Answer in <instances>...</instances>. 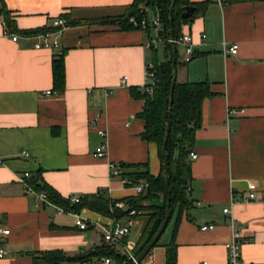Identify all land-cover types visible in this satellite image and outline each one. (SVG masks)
<instances>
[{
	"label": "crops",
	"instance_id": "crops-1",
	"mask_svg": "<svg viewBox=\"0 0 264 264\" xmlns=\"http://www.w3.org/2000/svg\"><path fill=\"white\" fill-rule=\"evenodd\" d=\"M188 1L206 5L180 25V33L192 38L194 56L185 63L182 48L175 47L176 81L206 82L213 95L202 102L190 150L197 154L195 160L189 158L191 207L174 212L168 238L140 264H167L165 251L171 243L173 264H225L230 217L239 232L241 264L264 263V0ZM132 3L0 0V226L8 230L0 264H33L32 255L50 252L75 259L61 264H91L97 257L78 260L110 246L97 226L80 230L73 215L59 214L57 205L37 207L34 195L17 182L18 175L31 173L69 201L72 195L99 192L112 200L137 197L147 182L139 181L141 192L128 180L124 183L123 172L136 171L127 165H145L153 177L161 173L157 146L141 137L145 123L138 115L144 102L131 92L146 84V63L162 64L170 51L164 40L158 49L146 50L149 33L114 24ZM1 10L12 23L10 33L19 37L16 41L5 35ZM58 18L74 23L56 36V49H35L39 39L23 37L34 34L24 32L52 28ZM223 45L238 46L236 54L225 55ZM60 52L64 91L45 95L53 91L51 62ZM99 146L105 159L94 156ZM109 164L118 168L119 177L111 176ZM250 192L257 195L251 203L246 202ZM146 203L162 205L163 197ZM227 206L232 212L226 215ZM78 212L89 222H111L84 208ZM145 219H135V226H141L138 237ZM205 225L214 227L200 230ZM133 230L124 240L132 251L138 239L131 238ZM122 245L111 247L123 254Z\"/></svg>",
	"mask_w": 264,
	"mask_h": 264
},
{
	"label": "trees",
	"instance_id": "trees-1",
	"mask_svg": "<svg viewBox=\"0 0 264 264\" xmlns=\"http://www.w3.org/2000/svg\"><path fill=\"white\" fill-rule=\"evenodd\" d=\"M133 0L132 6L127 8L125 14L118 19H121L120 27L123 29H132L127 24L128 17L142 16L141 8L148 9V12L155 7L159 10V18H161L160 36L163 39H176L180 33V25L189 22L195 13L199 11L206 4H193L188 0ZM194 7L193 12L188 19L181 18L187 7ZM172 10V11H171ZM3 22L6 23L7 30L10 32L12 25L7 13L1 10ZM145 15V14H144ZM147 15V14H146ZM112 21L115 22V19ZM74 22H68V26H72ZM47 28H43L46 30ZM137 29V28H134ZM43 30L24 32V34L39 33ZM166 48L170 51L169 43L165 41ZM173 48L177 50L173 45ZM64 52L53 55L52 66V81L53 91L60 94L64 91V66H63ZM154 63V70L158 83L153 88L151 93L142 92L141 90H134L135 97L143 100V111L138 117L145 123L144 132L141 134L142 139L147 143H155L157 151L159 152L161 173L157 177L149 175L145 165L126 166L133 168L135 172H123L122 177L130 182V185H137L140 180L147 182V188L135 198H125L122 200H112L105 198L99 193L92 195L80 196L78 204L71 206L69 201L61 199L49 186L38 183L37 177L32 176L29 180V185L37 192L46 194L47 199L51 203L57 205L66 211L77 212L80 209H87L91 212L101 214L105 217L114 218L116 220H123L127 217L129 210L138 212V216L146 217L143 228L137 239V243L132 253L135 257L139 252L150 242L153 235L156 233L159 225L166 215V207L169 205L172 215L175 211L182 213L184 210H189L191 207V199L189 195V186L191 182V166L189 162V153L194 144L195 130L201 123L202 102L204 99L213 95L209 90V84L206 82H175L173 88L172 99L166 102L169 98V90L171 81L173 79V69L171 67L170 59L162 64L157 61ZM177 62V60H176ZM178 64V62H177ZM176 64V65H177ZM170 125V131L165 145V152L167 155L168 169V183L164 177L163 166V144L165 141L166 124ZM163 197L162 205H146ZM123 202L125 208L118 210L114 208V204ZM136 216L135 219L138 217ZM168 228V225H167ZM166 228V229H167ZM125 240V239H124ZM123 240V242H124ZM158 242L155 244L158 245ZM125 243V242H124ZM154 246V247H155ZM175 246L173 243L166 246L165 255L167 257V264L175 262ZM97 259L110 258L111 264H132L125 253L120 254L111 245L103 248H97L92 254L80 258L78 261H86L91 258ZM33 264H61L65 261H73L75 259L63 258L56 253H44L32 255Z\"/></svg>",
	"mask_w": 264,
	"mask_h": 264
},
{
	"label": "built area",
	"instance_id": "built-area-1",
	"mask_svg": "<svg viewBox=\"0 0 264 264\" xmlns=\"http://www.w3.org/2000/svg\"><path fill=\"white\" fill-rule=\"evenodd\" d=\"M141 13H143L142 16L139 17H128L127 18V24L130 27L137 28L138 30L146 33H149V37L144 43L143 47L146 50H156L158 49V44L160 41L164 40L169 42H172V44L177 47L182 48V61L185 63H189L193 56H194V50L192 47V38L188 34H180L176 39H163L160 36V30H161V18H159V10L155 7L153 10L150 11L151 16L148 17V9L141 8ZM145 14V15H144ZM147 14V15H146ZM121 20L115 21V25H120ZM3 26L5 27V35L11 36L12 41H16L19 37L17 34H11L6 29V23L2 22ZM67 27L66 21H64L61 18L55 19L53 22L52 28H47L46 30H43L39 33H34L29 36H23L26 39L29 38H36L39 39V42L34 44L35 49H44V48H54L56 49L59 46L58 41L56 40V36L61 33L65 28ZM55 37V39L52 40V38ZM205 36H202V40H204ZM223 53L225 55L230 54L234 55L237 52L238 46L231 45V46H225L223 45ZM145 78H146V84L141 89L142 92L151 93L153 88L158 83V79L156 78L155 70H154V63L152 61H148L145 65ZM126 82L125 77L121 78V83L124 84ZM49 94H55L54 91H46L45 95ZM100 136H103L102 132H98ZM20 155L23 157H28V154L26 151H21ZM94 156L99 159H105L106 153L104 152V147L99 146L94 151ZM197 157V154L194 152L189 153L190 160H195ZM2 162L0 161V165ZM108 168L111 169V176L112 177H119V170L116 168L113 164H109ZM32 174L29 172H24L21 175H18L17 182H19L21 185H23L27 191L28 194L34 195L35 200H37L36 206L39 208H48V206H54L49 199H47V196L43 192H37L34 188H32L31 185H29V180H31ZM122 181L124 183H129L126 179L122 178ZM143 189L142 184H137L136 191L141 192ZM100 195L104 197L103 192H99ZM80 196L72 195L68 197L69 204L71 206L78 204L80 201ZM257 199V195L253 192H250L248 195V199L246 202H254ZM231 201V205H233ZM114 208L118 210H122L125 208L123 202H117L114 204ZM57 211L59 214L63 213H69L72 214L74 217V225L76 228L80 230H85L87 227H93L97 226L100 228L102 233V239L103 242H105L107 245H121L123 244V240L129 236L131 231L135 228V217L138 216V212L135 210H129L127 217L123 220H116L114 218H111V222L107 224H100L95 221H88L86 220L79 212H72V211H66L61 208H57ZM232 212V209H230L229 206L223 209L224 214H230ZM228 224L231 225L232 228V237L227 244H225V250L227 254V260L225 264H241V253H240V243L238 242L239 232L238 229L235 227V224H233V218L228 219ZM214 225H205L200 227V230L206 231V230H212ZM8 230H6L5 227L0 226V259L4 258L5 251L3 249V237L7 234ZM123 246V253L126 254L128 259L132 262L135 261V256L132 253V248L127 244L124 243ZM91 264H111L110 258H104L102 260H99L97 258H94L91 260ZM201 264H208L207 262H202ZM258 264H264V263H258Z\"/></svg>",
	"mask_w": 264,
	"mask_h": 264
},
{
	"label": "water",
	"instance_id": "water-1",
	"mask_svg": "<svg viewBox=\"0 0 264 264\" xmlns=\"http://www.w3.org/2000/svg\"><path fill=\"white\" fill-rule=\"evenodd\" d=\"M175 0L172 1V3L174 4ZM194 7H187L184 11V13L181 15V18L183 19H188L189 15L193 12ZM172 11V10H171ZM172 40V38H170ZM169 48H170V62H171V67L173 69V79L171 81V86H170V94H169V98L168 100H166V102H168L169 100L172 99L173 96V88L176 82V51L173 48V44L172 42H169ZM170 131V125L167 123L166 124V130H165V141L163 144V148H162V152H163V166H164V177H165V181H167L168 183V169L169 167L167 166V155L165 152V145H166V141L168 138V134ZM172 211L169 208V205L167 204L166 207V215L163 219V221L161 222V224L159 225L160 227L158 228V230L156 231V233L153 235V237L151 238L150 242L139 252V254L137 255V257L135 258V261L132 264H140L144 258L146 257V255L153 249V247L155 246V244L158 242L157 240L161 237V235L164 233V231L167 228V223L171 217Z\"/></svg>",
	"mask_w": 264,
	"mask_h": 264
},
{
	"label": "rangeland",
	"instance_id": "rangeland-1",
	"mask_svg": "<svg viewBox=\"0 0 264 264\" xmlns=\"http://www.w3.org/2000/svg\"><path fill=\"white\" fill-rule=\"evenodd\" d=\"M119 17V16H118ZM118 17L117 18H115V21H117V20H121V19H118ZM121 17V16H120ZM181 51V50H180ZM179 51V54L181 53ZM159 58H161V54L159 53ZM147 204V203H146ZM139 224H140V222H139ZM141 228V226H139V225H136L135 226V229L133 230V232H132V234H131V238H133V240H136L137 239V235H138V231H139V229ZM168 234H169V227H168V229H166L165 231H164V233L161 235V237L159 238V243H163L164 242V240H166L167 238H168Z\"/></svg>",
	"mask_w": 264,
	"mask_h": 264
}]
</instances>
